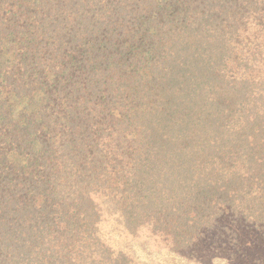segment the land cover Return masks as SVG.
Segmentation results:
<instances>
[{
  "label": "trees",
  "instance_id": "1",
  "mask_svg": "<svg viewBox=\"0 0 264 264\" xmlns=\"http://www.w3.org/2000/svg\"><path fill=\"white\" fill-rule=\"evenodd\" d=\"M110 220L264 240V0H0V264H143Z\"/></svg>",
  "mask_w": 264,
  "mask_h": 264
},
{
  "label": "rangeland",
  "instance_id": "2",
  "mask_svg": "<svg viewBox=\"0 0 264 264\" xmlns=\"http://www.w3.org/2000/svg\"><path fill=\"white\" fill-rule=\"evenodd\" d=\"M106 219V218H105ZM238 225V224H237ZM239 226V225H238ZM236 228L237 233L242 234L244 242H249L251 237L241 227ZM101 234L115 251H122L143 264H234L230 249L223 248H199L180 252H170L161 248L160 244L144 236L128 237L117 230L112 220L102 225ZM256 245L246 249L244 253L241 244V261L237 264H264V240L256 234ZM260 238V240H259ZM239 249V248H238ZM230 250V251H229Z\"/></svg>",
  "mask_w": 264,
  "mask_h": 264
}]
</instances>
